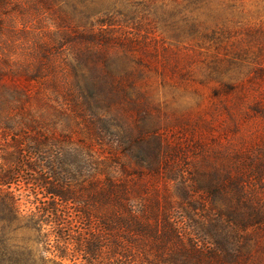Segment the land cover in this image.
Masks as SVG:
<instances>
[{
	"label": "rangeland",
	"instance_id": "374dc122",
	"mask_svg": "<svg viewBox=\"0 0 264 264\" xmlns=\"http://www.w3.org/2000/svg\"><path fill=\"white\" fill-rule=\"evenodd\" d=\"M34 3L16 0L15 17L19 24L28 18L27 28L19 25L14 34L4 37L2 47L13 60L30 62V75L36 80L15 77L9 71L0 74V89H5L2 99L8 101L7 107L0 109V172L11 175L8 180L21 195L24 214L36 209L33 203L37 199L44 200L46 192L40 180L49 179L51 168L58 164L73 187L93 179H137L143 169L141 161L125 155L122 143L127 131L139 135L142 126L149 136L155 132L173 146L184 145V154L189 157L174 162L172 168L186 178L197 153L194 131L210 148L211 137L216 139L219 153L211 168H236L254 148L264 154L262 119L242 122L238 133L227 111L234 107L238 93L245 95V101L264 95V80L257 75L258 70H264V0H202L191 5L187 0H63L60 6L80 29L113 19V30L127 32L161 52L145 68L137 63V50L128 51L133 56L130 61L123 56L124 50L112 48L118 57L113 69L124 75V86L126 73L134 80L135 85L128 89L131 100L110 104L96 95L90 103L93 112L83 105V85L70 70L76 56L63 35L71 30L65 27L70 24H60V6ZM126 18L129 20L124 23ZM41 47L46 48V54L40 53ZM166 49L169 56L163 53ZM171 62L178 64L179 75L164 69ZM216 65L230 68L223 78L235 89L233 93L208 77ZM216 88L220 89L218 97ZM91 89L94 92L92 84L86 90ZM20 90L22 99L16 96ZM82 105L78 111L77 106ZM26 111L35 116L34 129L21 121ZM233 114L238 115V111ZM205 120H214L212 133L203 128ZM242 137L247 139L245 148L250 152L240 157ZM139 154L136 151L134 155ZM160 183L169 191L175 190L174 182L169 186L165 180Z\"/></svg>",
	"mask_w": 264,
	"mask_h": 264
},
{
	"label": "trees",
	"instance_id": "16d2710c",
	"mask_svg": "<svg viewBox=\"0 0 264 264\" xmlns=\"http://www.w3.org/2000/svg\"><path fill=\"white\" fill-rule=\"evenodd\" d=\"M62 1L34 0V5L58 8ZM187 2L191 5L202 0ZM16 8V0H0V74L9 71L15 77L34 81L30 62L23 64L3 53L4 37L9 38L19 25L27 28L28 18L19 24ZM60 8V24H70L65 27L71 30L63 35L74 49L76 57L70 70L83 85V105L93 112L90 103L96 95L110 104L131 100L128 89L135 85L134 80L126 73L124 86V75L113 69L118 57L111 49L121 48L125 59L130 61L133 56L128 51L137 50L140 53L137 63L145 68L161 52L151 50L144 41L127 32L113 30L111 27L116 26L113 19L98 20L88 30L80 29L81 25L73 23V16ZM46 51L45 47L40 48V53ZM163 53L170 55L167 49ZM164 69L175 75L180 73L176 62ZM229 72V67L216 65L208 77L220 83L227 93H233L235 89L226 85L223 78ZM257 73L264 80V70ZM91 84L94 92L86 90ZM216 89L218 97L220 89ZM4 91L2 87V110L8 102L2 99ZM16 96L24 97L21 90ZM244 99L243 93L236 94L234 107L227 108L238 133L242 122L262 119L264 123V95L251 101ZM83 105L77 106L78 111ZM236 110L238 115L233 114ZM21 116L27 118L20 120L29 129L35 128L32 112L26 111ZM201 124L213 132L214 120ZM193 133L197 153L188 178L172 168L174 162L189 157L184 154V145L173 146L155 132L149 136L142 126L139 135L127 131L128 137L122 143L125 155L141 161L143 169L137 179L130 182L93 179L73 187L58 164L51 168L49 179L43 182L41 178L39 185L46 192L44 200L37 199L33 203L36 209L29 214L22 211L21 195L8 180L11 175L0 172V264H264V154L256 148L247 151L244 136L238 155L250 152L247 160L241 158L231 170L211 168L212 159L219 153L216 139L211 137L210 148L207 141L196 136V131ZM261 142L264 145V136ZM136 151L140 152L137 156ZM25 163L29 166L27 160ZM161 180L168 186L174 182L175 190L163 187Z\"/></svg>",
	"mask_w": 264,
	"mask_h": 264
}]
</instances>
